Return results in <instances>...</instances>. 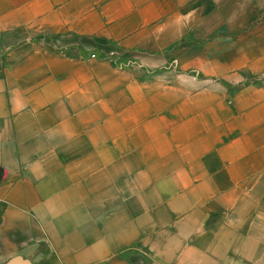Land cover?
I'll use <instances>...</instances> for the list:
<instances>
[{
	"label": "crops",
	"instance_id": "crops-1",
	"mask_svg": "<svg viewBox=\"0 0 264 264\" xmlns=\"http://www.w3.org/2000/svg\"><path fill=\"white\" fill-rule=\"evenodd\" d=\"M263 8L0 0V264H264Z\"/></svg>",
	"mask_w": 264,
	"mask_h": 264
},
{
	"label": "water",
	"instance_id": "water-1",
	"mask_svg": "<svg viewBox=\"0 0 264 264\" xmlns=\"http://www.w3.org/2000/svg\"><path fill=\"white\" fill-rule=\"evenodd\" d=\"M3 264H32L28 259L21 256H14L4 262Z\"/></svg>",
	"mask_w": 264,
	"mask_h": 264
},
{
	"label": "rangeland",
	"instance_id": "rangeland-1",
	"mask_svg": "<svg viewBox=\"0 0 264 264\" xmlns=\"http://www.w3.org/2000/svg\"><path fill=\"white\" fill-rule=\"evenodd\" d=\"M259 1L261 2V1H264V0H259ZM262 11H264V8L262 9Z\"/></svg>",
	"mask_w": 264,
	"mask_h": 264
},
{
	"label": "built area",
	"instance_id": "built-area-1",
	"mask_svg": "<svg viewBox=\"0 0 264 264\" xmlns=\"http://www.w3.org/2000/svg\"><path fill=\"white\" fill-rule=\"evenodd\" d=\"M95 55L94 54H92V57H94Z\"/></svg>",
	"mask_w": 264,
	"mask_h": 264
}]
</instances>
